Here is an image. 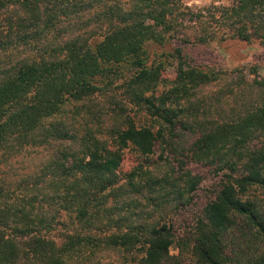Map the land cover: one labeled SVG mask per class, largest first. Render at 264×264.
<instances>
[{"label": "trees", "instance_id": "trees-1", "mask_svg": "<svg viewBox=\"0 0 264 264\" xmlns=\"http://www.w3.org/2000/svg\"><path fill=\"white\" fill-rule=\"evenodd\" d=\"M228 1L0 0V264H264V76L205 49L264 47V0ZM28 148L33 170L7 168Z\"/></svg>", "mask_w": 264, "mask_h": 264}, {"label": "rangeland", "instance_id": "rangeland-1", "mask_svg": "<svg viewBox=\"0 0 264 264\" xmlns=\"http://www.w3.org/2000/svg\"><path fill=\"white\" fill-rule=\"evenodd\" d=\"M184 4L193 7H207L211 4L217 5H227L228 0H182ZM188 33L192 30L187 29ZM175 46H181L178 39H167V41L162 45H154L152 48L150 59L148 63L154 62L155 64L163 61L166 63L164 57H158L155 53H161L164 51H169ZM207 52L212 54L214 58L212 62L218 63L223 68H234L239 66H250L256 65L257 71L260 76H264V47H262L256 40L251 42L241 41L236 38L227 37L223 40L217 39L215 41L210 42L205 46ZM205 62V61H204ZM175 75L174 68L168 67L164 64V69L161 70V78H163V83L158 85V90L161 91L163 89H167L172 79ZM248 79L251 78L250 74L246 76ZM121 82V81H120ZM118 83V82H117ZM101 102L105 103L106 98L105 95L100 99ZM136 117H138L136 115ZM192 136H186L185 142L186 144L190 142ZM42 150L40 148H28L25 152H22L20 155L14 157L7 168H12V171L15 173L21 174L24 172H28L33 170L34 164L38 161L36 160L38 156H40ZM161 154L160 148L157 147L154 154L150 155L147 159L144 156H141L135 150L128 148L124 150L123 159L119 168V173L121 176L125 175L129 171H131L135 166L139 164V162L143 161L145 165L148 163H152L153 161H158V157ZM38 155V156H37ZM190 165V164H189ZM150 166V165H149ZM194 172H203L205 169L200 165L193 166ZM216 179L218 176H208L204 179L202 183H200L199 188L193 193L194 201L191 206L186 208V211L183 209L180 211V214H174L175 226H180L183 219L190 220V218L196 215V211L203 204V202L213 197L212 193V185L216 183ZM184 211V212H183Z\"/></svg>", "mask_w": 264, "mask_h": 264}]
</instances>
